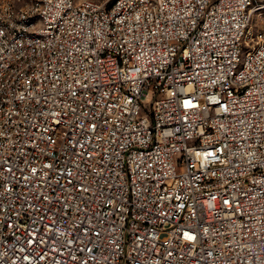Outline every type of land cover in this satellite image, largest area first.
<instances>
[{
    "label": "built area",
    "instance_id": "1",
    "mask_svg": "<svg viewBox=\"0 0 264 264\" xmlns=\"http://www.w3.org/2000/svg\"><path fill=\"white\" fill-rule=\"evenodd\" d=\"M0 0V264H264V0Z\"/></svg>",
    "mask_w": 264,
    "mask_h": 264
},
{
    "label": "rangeland",
    "instance_id": "2",
    "mask_svg": "<svg viewBox=\"0 0 264 264\" xmlns=\"http://www.w3.org/2000/svg\"><path fill=\"white\" fill-rule=\"evenodd\" d=\"M35 0H17V4L19 7H24L28 4H31L32 2H34ZM92 1H95V2H98V3H101V4H107V5H110L114 0H92Z\"/></svg>",
    "mask_w": 264,
    "mask_h": 264
},
{
    "label": "trees",
    "instance_id": "3",
    "mask_svg": "<svg viewBox=\"0 0 264 264\" xmlns=\"http://www.w3.org/2000/svg\"><path fill=\"white\" fill-rule=\"evenodd\" d=\"M113 2H115V0Z\"/></svg>",
    "mask_w": 264,
    "mask_h": 264
}]
</instances>
